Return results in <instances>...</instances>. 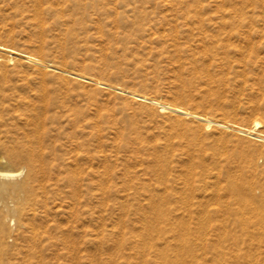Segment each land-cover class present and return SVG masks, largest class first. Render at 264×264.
<instances>
[{
  "label": "rangeland",
  "instance_id": "374dc122",
  "mask_svg": "<svg viewBox=\"0 0 264 264\" xmlns=\"http://www.w3.org/2000/svg\"><path fill=\"white\" fill-rule=\"evenodd\" d=\"M0 44L2 264H264V0H0Z\"/></svg>",
  "mask_w": 264,
  "mask_h": 264
},
{
  "label": "bare ground",
  "instance_id": "6f19581e",
  "mask_svg": "<svg viewBox=\"0 0 264 264\" xmlns=\"http://www.w3.org/2000/svg\"><path fill=\"white\" fill-rule=\"evenodd\" d=\"M0 49L1 50H3V51H5V52H12V53H15V54H18V56L19 55H21V56H25V58L27 57H29L30 58V56L28 55V54H26V53H23V52H19V51H16V50H14V49H11L10 47H7V46H4V45H2V44H0ZM0 50V51H1ZM12 56H13V54H12ZM0 58H2V56H0ZM6 58L7 57H5L4 58V60H6ZM13 58H14V56H13ZM24 58V59H25ZM3 59V58H2ZM9 59H11V60H13L12 59V57L10 56L7 60L8 61H10L11 62V60H9ZM27 60V59H26ZM31 60H32V58H31ZM34 60V59H33ZM37 64H43V63H41L40 62V60H34ZM33 62V61H32ZM43 62V61H42ZM48 66V65H47ZM41 69V68H40ZM39 69V70H40ZM133 95H135V97H138V98H141V95H139V94H133ZM168 105V104H167ZM167 105H164V104H161V106L162 107H167ZM169 107H170V105H169ZM172 110H174V112L176 111V112H178L179 114H182V113H186L187 114V112L185 111V110H183V109H181V108H179V107H177V106H172V107H170ZM189 114V113H188ZM194 116H196L197 118H199V119H201V120H204L205 122H206V124L208 125L210 122H211V119L210 118H208V117H204V116H201V115H194ZM253 125H252V127L251 128H254V129H256V128H258V127H260V120H258V119H254V121H253V123H252ZM247 131V130H246ZM29 143V142H28ZM16 151H18L17 150V148H16ZM3 161V160H2ZM20 172H21V170H16V171H11V170H4V171H0V175H3V176H14V175H18V174H20ZM28 186V182H25V183H23L22 185H20L19 187H23V188H26ZM241 191L239 190V193H240ZM249 194V197H253V198H255L256 200H259V201H261V199H262V197H264V196H262V197H259V198H256L255 197V195L252 193V192H250V193H248ZM258 201V207H260L261 205H260V203L261 202H259ZM260 205V206H259ZM260 219L262 220V223H264V213H261V215H260ZM260 220V221H261ZM2 231V224L0 223V232ZM1 245V244H0ZM0 264H2L1 262H0Z\"/></svg>",
  "mask_w": 264,
  "mask_h": 264
}]
</instances>
